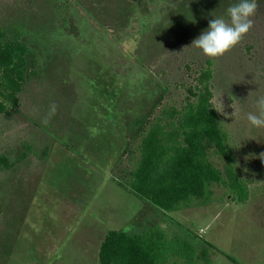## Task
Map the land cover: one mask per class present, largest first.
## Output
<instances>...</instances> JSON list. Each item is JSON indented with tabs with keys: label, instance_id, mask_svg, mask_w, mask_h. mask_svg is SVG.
Segmentation results:
<instances>
[{
	"label": "rangeland",
	"instance_id": "374dc122",
	"mask_svg": "<svg viewBox=\"0 0 264 264\" xmlns=\"http://www.w3.org/2000/svg\"><path fill=\"white\" fill-rule=\"evenodd\" d=\"M235 2L0 0L3 41L25 45L35 72L16 110L0 114V155L11 164L0 170V264H98L107 230L151 224L206 249L207 264H264V128L247 121L264 95V0L223 56L191 46ZM207 61L210 101L216 108L222 94L223 114L215 111L246 197L216 183L207 203L163 212L121 185L134 159L125 152L137 125L188 97Z\"/></svg>",
	"mask_w": 264,
	"mask_h": 264
},
{
	"label": "trees",
	"instance_id": "16d2710c",
	"mask_svg": "<svg viewBox=\"0 0 264 264\" xmlns=\"http://www.w3.org/2000/svg\"><path fill=\"white\" fill-rule=\"evenodd\" d=\"M4 36L0 29V114L8 115L17 108V95L25 80L35 72L25 66L28 48L3 41ZM211 78L207 61L193 85L187 87L188 97L178 106L162 107L150 120L137 125L135 147L125 152L134 159L121 185L160 211H176L196 199L207 203L210 187L216 183L224 184L240 199L246 197L234 171L227 136L210 101ZM208 153L222 161V171L208 161ZM10 166L0 155V170ZM206 253L204 248L196 252L184 238L166 237L157 224H151L142 233L107 230L96 258L98 264H175V260L196 264L197 258L207 264Z\"/></svg>",
	"mask_w": 264,
	"mask_h": 264
},
{
	"label": "clouds",
	"instance_id": "9594fccd",
	"mask_svg": "<svg viewBox=\"0 0 264 264\" xmlns=\"http://www.w3.org/2000/svg\"><path fill=\"white\" fill-rule=\"evenodd\" d=\"M260 7V0H236L226 9L225 16L213 17L209 20L207 29L196 37L191 46L209 59H216L230 51L248 34L254 26L252 17ZM222 94L216 98L218 113L223 114ZM232 106V105H231ZM251 127L264 128V95L256 100V111L247 114ZM262 155V154H261Z\"/></svg>",
	"mask_w": 264,
	"mask_h": 264
}]
</instances>
